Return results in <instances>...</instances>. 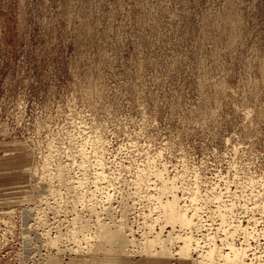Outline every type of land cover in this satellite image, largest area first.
Masks as SVG:
<instances>
[{
    "label": "rangeland",
    "instance_id": "rangeland-1",
    "mask_svg": "<svg viewBox=\"0 0 264 264\" xmlns=\"http://www.w3.org/2000/svg\"><path fill=\"white\" fill-rule=\"evenodd\" d=\"M149 167L199 207L204 250L228 205L264 263V0H0V264H150L83 250L124 213L137 240L163 225Z\"/></svg>",
    "mask_w": 264,
    "mask_h": 264
},
{
    "label": "bare ground",
    "instance_id": "bare-ground-1",
    "mask_svg": "<svg viewBox=\"0 0 264 264\" xmlns=\"http://www.w3.org/2000/svg\"><path fill=\"white\" fill-rule=\"evenodd\" d=\"M82 147V146H81ZM83 151V149H82ZM82 151H78L77 155H80L81 158H82V163H86L88 162L89 158H88V155H86L85 153V150L84 152ZM95 151V150H94ZM98 154H100L101 152L96 150ZM81 152V153H79ZM96 154V153H95ZM77 157V156H76ZM80 158V157H79ZM88 158V159H87ZM77 159V158H75ZM79 160V159H78ZM76 162V161H75ZM79 162V161H78ZM100 163V161H99ZM77 164V163H76ZM79 164V163H78ZM77 164V165H78ZM76 165V166H77ZM82 165V164H81ZM84 165V164H83ZM99 165V164H98ZM101 165V164H100ZM80 166V164L78 165ZM151 167V165H149ZM84 167V166H83ZM149 167V169L151 170V168ZM155 166H153L154 168ZM80 169V167H78ZM103 167H101V170L96 174L97 177L99 178V181L100 179H104L106 177L105 175V171H103L102 169ZM166 170H167V167H165ZM147 169V170H149ZM145 170V169H144ZM143 170V171H144ZM153 170V169H152ZM152 170L150 172H152ZM156 171H154V175H156V178L159 179L158 182H160V184H158L157 186L154 187V189L156 190L155 192L156 195L152 196L154 197L155 201H153V203L155 202V204L157 205L154 206L155 209L157 208V210H159V217H155L157 215H154V217L156 218L154 222H158L159 224H162L163 225H158L160 226V228L158 230L154 229V226H156V223L155 224H152L153 221L151 223H148V225L146 224V229L148 231H146L145 234H143V237L141 238V240H137L136 237H132L131 235L130 236H127L125 234V231H123L125 228H129L127 227L128 225L126 224V220L130 217L128 214V218L127 216L125 215L124 211L120 212L122 213V216H123V213H124V219H121L119 220L116 224L114 221H112V219H110L111 223L112 224H106V223H100L99 221V227H98V231L96 233L94 237V240L93 241H89L87 240L86 242V246L83 247V250L84 248H87V250L90 252V254H93L96 255V256H99L100 255H103V256H106V257H109L111 254L114 256L116 254V257H118V260H121L122 261V258L125 256V257H128V258H131V257H134L136 258V256H139V259L141 258H145L144 261L147 263L149 262L150 264H164L166 259H182V260H186V261H189L191 262V264H250L248 262L249 259V250L251 249V245L250 243H248V239H252L254 238L252 235L250 237H247L248 239H245L243 241V243H241L242 245H238L239 243H236L235 242L233 243L232 241V238L235 236V234L239 231H242V232H245L246 235H247V230H248V227H244L243 225H240L238 224V226L236 225V227H234V225H230L228 223L229 226L231 227H234L233 229L231 228H224L225 224H227V212L228 211H231L232 210V207H228V205L226 206H219V208H217V210H214L216 212H218V216L220 217V228L223 229V232H224V238H223V241L222 243L224 242L225 246H226V250L225 249L223 250L221 245L219 247L218 244H216V241L214 239L215 235L212 236L210 238V243L208 245H210L208 247V250H204V246H202L201 242L197 237H195V235H193V231L196 229V228H203V226L205 225L202 224L201 222H203V219L202 221H200V227H199V224H198V221L201 220V218L199 216H202V215H199V212H197L199 209V207H197V205L195 203L198 202L199 200V196H198V193L200 192H197V190L194 192H192L190 194L189 197H186L184 196V198H188L191 202V206H192V203L195 204L194 208L193 209H190L191 207H189L186 203L187 200L186 199H182L181 197H179L177 194H176V191L180 189H178V184L176 185V182L172 179H169V178H165L163 177V173L160 169V171H157V169H155ZM159 170V169H158ZM165 170V169H164ZM61 171V170H60ZM142 169L141 173H143ZM66 172V171H65ZM138 172V173H139ZM148 171H146L145 173H147ZM141 173H139L141 175ZM150 174V173H149ZM152 174V173H151ZM140 175H137L138 176V180H137V177H136V183L138 186H135V187H139L140 189L138 191H140L142 188L141 186L144 184V179L146 180V178H143V179H140L142 178ZM140 176V177H139ZM142 176H144L142 174ZM148 176V175H147ZM96 177V176H95ZM146 177V176H145ZM176 178V177H174ZM96 179V178H95ZM81 180V179H80ZM144 182H143V181ZM148 180V178H147ZM96 181L98 182V180L96 179ZM107 181L106 179L104 180V182ZM74 182V180H73ZM79 182V181H77ZM103 182V183H104ZM155 182V181H154ZM157 182V183H158ZM81 183V181H80ZM83 183V182H82ZM136 183H134V185H136ZM143 183V184H142ZM156 183V182H155ZM156 183V184H157ZM178 183V182H177ZM77 184V183H76ZM97 183H95V187H97L96 185ZM149 184V182H148ZM148 184H144L146 187H148L147 185ZM151 184V183H150ZM154 184V183H153ZM154 184V185H156ZM82 185V184H81ZM80 185V186H81ZM153 185V186H154ZM79 186V184H78ZM99 186V185H98ZM144 188V187H143ZM150 188V187H148ZM153 189V188H152ZM183 189H186V188H183ZM147 190V188H146ZM182 190V189H181ZM136 191V192H138ZM180 191V190H179ZM190 191V190H188ZM192 191V189H191ZM135 192V191H134ZM135 192V193H136ZM146 192V191H145ZM149 192L150 189H149ZM147 193H148V190H147ZM146 193V194H147ZM184 193V192H183ZM88 194V193H86ZM131 194V193H130ZM134 194V193H133ZM138 194H141V193H138ZM144 194V193H142ZM145 194V195H146ZM152 194V193H151ZM85 195V193H84ZM135 195V194H134ZM150 196V194H147V196ZM82 196V195H81ZM88 196V195H85V197ZM137 196V195H135ZM140 196V195H139ZM148 196V197H149ZM214 197V201H218L219 204L222 203V196L221 195H213ZM134 197V196H133ZM146 197V196H145ZM129 198V196H128ZM136 198V197H135ZM140 198V197H139ZM209 199V197H206ZM212 198V199H213ZM131 200H133L132 198H130ZM210 199V201L212 200ZM91 200V199H90ZM89 200V201H90ZM127 200V199H126ZM147 200V198H146ZM151 200V199H149ZM153 200V199H152ZM151 200V201H152ZM186 200V201H185ZM206 200V199H205ZM125 201V200H124ZM122 201V202H124ZM128 202H130L129 200H127ZM148 201V200H147ZM209 201V202H210ZM128 202L126 203V205L128 204ZM132 202V201H131ZM130 202V203H131ZM184 202V204H183ZM189 202V201H188ZM213 202V201H211ZM214 203V202H213ZM90 204H92L90 202ZM88 204V205H90ZM95 204V203H94ZM125 204V203H124ZM154 204V205H155ZM209 204V203H208ZM218 204V205H219ZM124 205V206H126ZM133 205V204H131ZM213 205V204H212ZM216 205V204H215ZM224 205V204H223ZM94 206V205H92ZM96 206V204H95ZM92 207L93 208H95ZM134 206H135V202H134ZM211 206V205H209ZM217 206V205H216ZM89 207V206H88ZM91 207V206H90ZM122 207V206H121ZM129 207V205H128ZM87 208V207H86ZM123 208V207H122ZM121 208V209H122ZM132 208V206L130 207ZM128 208V211L129 209ZM89 209V208H88ZM120 209V210H121ZM91 210V209H90ZM131 210V209H130ZM134 210V209H133ZM131 210V211H133ZM210 210V209H209ZM212 210V211H213ZM94 211V209H93ZM96 211V209H95ZM126 211V210H125ZM127 211V212H128ZM152 211V210H151ZM194 211V212H192ZM213 211V212H214ZM126 212V213H127ZM130 212V211H129ZM157 211H155L156 213ZM192 212V213H191ZM232 212V211H231ZM90 213V212H89ZM131 213V212H130ZM152 213V212H150ZM93 214V212H92ZM94 214L96 215V213L94 212ZM201 214V213H200ZM230 214V212H229ZM99 214L97 213V216ZM152 215V214H150ZM209 215V213H208ZM113 217V216H112ZM116 216H114L115 218ZM119 217V216H118ZM125 217L127 219H125ZM153 217V216H152ZM151 217V218H152ZM99 218V217H98ZM117 218V217H116ZM115 218V219H116ZM121 218V217H120ZM148 218V217H147ZM199 220H198V219ZM100 219H102L100 217ZM153 219V218H152ZM114 220V219H113ZM252 218L251 220H249V222H252ZM256 220V219H255ZM205 221V220H204ZM254 221V220H253ZM86 222V221H85ZM89 222V221H88ZM206 222V221H205ZM257 222V221H256ZM83 223V222H82ZM81 223V224H82ZM157 223V224H158ZM80 224V225H81ZM116 224V225H115ZM250 223L247 224V226L249 225ZM257 224V223H256ZM112 225V226H111ZM253 225V224H252ZM83 226V225H81ZM110 226V227H109ZM145 226V225H144ZM211 226V225H209ZM85 227V226H84ZM87 227V226H86ZM97 227V226H96ZM111 227H114V229H112ZM228 227V226H227ZM250 228H252L251 226H249ZM254 227V226H253ZM158 228V227H157ZM165 228H171L170 231L169 230H165ZM257 228V227H256ZM131 229V228H129ZM213 229V228H212ZM219 229V228H218ZM226 229V230H225ZM255 229V227H254ZM97 230V228H96ZM132 230V229H131ZM197 232L199 233L198 229H196ZM201 230V229H200ZM206 230V229H204ZM256 230V229H255ZM184 231V232H182ZM254 231V230H253ZM128 232V231H127ZM166 232V234L164 233ZM252 232V231H251ZM203 233V232H202ZM200 233V234H202ZM213 233V232H212ZM254 233V232H253ZM92 234V233H91ZM95 234V233H94ZM132 234H133V230H132ZM196 234V233H195ZM199 234V235H200ZM243 234V233H242ZM252 234V233H251ZM51 235V234H50ZM87 235V234H86ZM89 235V234H88ZM197 235V234H196ZM48 236V235H47ZM45 236V237H47ZM209 236V235H208ZM217 236V235H216ZM248 236V235H247ZM50 237V236H48ZM76 237V235H75ZM90 237V236H89ZM130 237V238H129ZM205 237H207V235H205ZM52 238V237H51ZM50 238V239H51ZM91 238V237H90ZM200 238V237H199ZM49 239V238H48ZM84 240V237L82 238ZM87 239V238H86ZM92 239V238H91ZM202 240V238H200ZM219 239V238H217ZM60 237L57 236L55 238H52L51 239V242L53 243V246H55V248H58L57 243H59L58 241H60ZM77 241V239L75 240ZM79 241V244H82L80 243V240L78 239ZM86 241V240H85ZM221 241V240H220ZM77 243V242H75ZM85 243V242H84ZM83 245V244H82ZM57 246V247H56ZM62 246V245H60ZM76 246V245H75ZM84 246V245H83ZM224 247V246H223ZM76 248V247H75ZM78 248V247H77ZM80 248V247H79ZM78 248V249H79ZM63 249V248H62ZM81 250H82V247H81ZM86 250V251H87ZM61 251V249L59 250ZM77 251V250H75ZM74 251V252H75ZM87 251V252H88ZM85 252V250H84ZM59 253V252H58ZM63 253H66V252H63ZM77 253V252H76ZM81 253V252H80ZM79 254V253H78ZM82 254V253H81ZM88 253V255H90ZM77 255V254H76ZM111 255V256H112ZM136 255V256H135ZM110 256V257H111ZM112 256V257H113ZM252 256V255H250ZM90 258V257H89ZM87 259V257H86ZM253 260V259H252ZM90 261V260H89ZM93 261H96V260H93ZM92 261V262H93ZM124 261V260H123ZM101 262V261H100ZM116 262V261H114ZM113 262V263H114ZM84 264V263H83ZM95 264V263H94ZM110 264V263H109ZM167 264V263H166ZM170 264V263H169ZM252 264V263H251ZM264 264V263H262Z\"/></svg>",
    "mask_w": 264,
    "mask_h": 264
}]
</instances>
